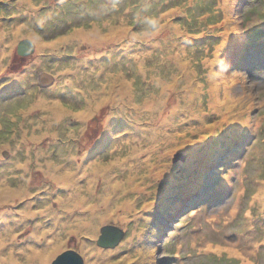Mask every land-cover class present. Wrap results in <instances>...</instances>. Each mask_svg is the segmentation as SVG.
Segmentation results:
<instances>
[{
  "label": "rangeland",
  "instance_id": "1",
  "mask_svg": "<svg viewBox=\"0 0 264 264\" xmlns=\"http://www.w3.org/2000/svg\"><path fill=\"white\" fill-rule=\"evenodd\" d=\"M7 226L0 264H264V0H0Z\"/></svg>",
  "mask_w": 264,
  "mask_h": 264
},
{
  "label": "water",
  "instance_id": "2",
  "mask_svg": "<svg viewBox=\"0 0 264 264\" xmlns=\"http://www.w3.org/2000/svg\"><path fill=\"white\" fill-rule=\"evenodd\" d=\"M34 48H35L34 41L28 38H24L17 45V53L20 55H27L31 53L34 50ZM122 236H123V231L120 228L112 225L103 226L101 228L100 238L98 239L97 243L100 246H104V247L113 246ZM61 257H70V258L72 257L71 258L72 264L74 263L82 264V259L75 251L64 252L62 255L59 256L57 260L55 259L52 262V264H64V260H62ZM78 257L80 262L77 263L74 261V258L78 260Z\"/></svg>",
  "mask_w": 264,
  "mask_h": 264
},
{
  "label": "bare ground",
  "instance_id": "3",
  "mask_svg": "<svg viewBox=\"0 0 264 264\" xmlns=\"http://www.w3.org/2000/svg\"><path fill=\"white\" fill-rule=\"evenodd\" d=\"M233 42V40H232ZM127 160V159H126ZM128 161V160H127ZM127 163V162H126ZM125 163V164H126ZM158 175V174H157ZM130 178H133L130 182L133 183L136 179V177L134 178V176L132 175ZM31 206H28L26 208V211H25V217L28 215L31 214V209H30ZM101 219L104 218V215H101L100 217ZM6 222L4 223V226H5ZM9 226H7L6 228H8ZM4 228V233L2 234V230H0V238L2 239H5L6 241H8L9 244H11L13 246L12 249H10V253H12L14 251L15 254H19L20 252H22L24 250V248L22 249L21 247H15V244L19 241V239L17 238V235L16 234H12V228L9 227L8 230ZM9 231V232H8ZM58 239L56 238V241ZM19 243V242H18ZM48 248H51V245H47ZM44 253H40L38 255L42 256ZM45 255V254H44Z\"/></svg>",
  "mask_w": 264,
  "mask_h": 264
},
{
  "label": "snow or ice",
  "instance_id": "4",
  "mask_svg": "<svg viewBox=\"0 0 264 264\" xmlns=\"http://www.w3.org/2000/svg\"><path fill=\"white\" fill-rule=\"evenodd\" d=\"M141 35H149L148 33H141ZM67 39V37L65 38ZM57 43V41H53V44ZM236 53H229L230 56L235 55ZM77 115H84L83 113H77ZM227 135V133H226ZM117 161H113L112 164L115 165ZM6 251L7 249L4 248ZM62 260H64V264H72L71 258L70 257H61Z\"/></svg>",
  "mask_w": 264,
  "mask_h": 264
},
{
  "label": "trees",
  "instance_id": "5",
  "mask_svg": "<svg viewBox=\"0 0 264 264\" xmlns=\"http://www.w3.org/2000/svg\"><path fill=\"white\" fill-rule=\"evenodd\" d=\"M84 3V2H83ZM176 201V200H175ZM184 201H186V200H183L182 202H184ZM182 202L181 203H179V202H177V204H181L182 205ZM177 204H176V206H177ZM178 207H176V209H177Z\"/></svg>",
  "mask_w": 264,
  "mask_h": 264
}]
</instances>
